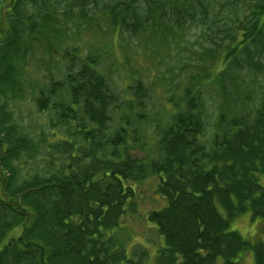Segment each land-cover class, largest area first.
<instances>
[{"label": "trees", "instance_id": "trees-1", "mask_svg": "<svg viewBox=\"0 0 264 264\" xmlns=\"http://www.w3.org/2000/svg\"><path fill=\"white\" fill-rule=\"evenodd\" d=\"M189 31L169 82L110 60L116 33L159 54ZM150 178L153 254L125 225ZM247 212L264 222V0H0V264H264L230 227Z\"/></svg>", "mask_w": 264, "mask_h": 264}, {"label": "rangeland", "instance_id": "rangeland-1", "mask_svg": "<svg viewBox=\"0 0 264 264\" xmlns=\"http://www.w3.org/2000/svg\"><path fill=\"white\" fill-rule=\"evenodd\" d=\"M127 34L131 35L129 32H127ZM128 35L125 36L128 39L127 41L120 39L118 33H116L112 43V52H114V55H110V60L116 63L118 61L117 59L122 60L125 55L134 56L133 63L138 69L145 73H150V78L154 77L157 79L158 77H164L168 82L171 78L170 75L167 74L170 67L179 72L180 67L188 61V50L195 48L194 46L201 42L199 39L201 36L196 35L195 31H189L181 40L173 41L168 50L161 48L159 49V54H155V49L151 51L144 48L142 45L138 46V43L134 39L130 41ZM80 41L82 45H88L91 41L90 33L84 32V38L80 39ZM120 45L123 46L121 47ZM128 81L127 75H124L123 77H119L117 84L124 86ZM159 88L162 91L166 89L165 86L158 83V89ZM161 90H159L160 94L165 93V91L162 92ZM23 107H26L24 118L30 119L35 125L37 122L40 123V119L37 117L38 113L32 112L27 104H24ZM156 186V178H150L142 185H139V209L143 216L128 217L125 222L129 248L131 249V247L134 246L138 248L144 247L149 249L151 254H153L157 245L163 243L156 228L145 218V214L150 209L155 208L157 203V195L155 193ZM158 204L159 202L156 207H158ZM230 227L232 230L238 231L252 243H255L259 239L264 241V222L261 219L252 217V214L249 212L239 215L231 222ZM20 230L21 228H16L15 232L19 233ZM240 264H254L252 249L244 254Z\"/></svg>", "mask_w": 264, "mask_h": 264}]
</instances>
